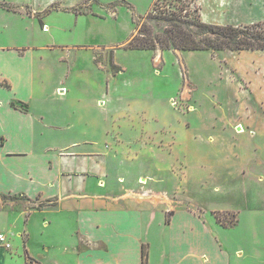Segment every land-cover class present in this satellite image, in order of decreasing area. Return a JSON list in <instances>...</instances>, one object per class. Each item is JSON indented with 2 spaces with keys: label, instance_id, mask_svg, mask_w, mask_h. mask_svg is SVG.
<instances>
[{
  "label": "rangeland",
  "instance_id": "1",
  "mask_svg": "<svg viewBox=\"0 0 264 264\" xmlns=\"http://www.w3.org/2000/svg\"><path fill=\"white\" fill-rule=\"evenodd\" d=\"M154 1L156 8L187 4L87 0L72 9L88 13L78 24L73 25L68 14L55 12L45 19L51 27L41 19L50 10L36 15L35 58L45 59L42 72H35V100L48 103L53 116H65V121L52 120L58 123L56 137L72 133L79 139L98 138L88 140L87 147L103 150L107 183L120 187L135 181L154 196L165 192L172 207L212 215L220 226L211 230L227 244L239 240L251 225L264 231V207L251 208L246 200L258 175L263 179L257 184H264V155L259 154V144H264V51L182 50L158 44L153 49L126 48L153 11ZM193 4L196 0L188 7ZM9 22L28 37L24 20ZM149 24L153 33H162L165 25L153 20ZM52 40L58 46L38 45ZM236 118L250 124L232 126ZM120 175L123 180L117 179ZM262 187L259 194L264 195ZM17 197L23 198L0 195V202ZM261 235L257 241L245 239L253 252L249 260L264 264V232Z\"/></svg>",
  "mask_w": 264,
  "mask_h": 264
},
{
  "label": "crops",
  "instance_id": "2",
  "mask_svg": "<svg viewBox=\"0 0 264 264\" xmlns=\"http://www.w3.org/2000/svg\"><path fill=\"white\" fill-rule=\"evenodd\" d=\"M86 1L0 0V5L14 6L11 10L0 6V195L23 196L9 203L0 200V230L12 244L9 250L0 248V264H141L143 243L147 264H259L249 260L253 252L245 239L251 236L257 241L264 232L259 225L243 230V238L224 243L211 230L217 224L212 215L201 217L195 209L172 207L165 192L154 196L135 181L120 187L107 183L103 150L87 147L88 140L97 137L53 133L58 123L52 120L65 116L54 117L48 103L35 100V72H42L45 59L35 58V19L48 9L43 24L51 27L45 19L64 12L76 25L88 13L72 9ZM196 2L201 18L208 22L264 20V0ZM53 5L58 8L52 9ZM9 18L24 20L22 29L28 37ZM51 42L38 45L58 46ZM41 92L45 93L43 87ZM236 119L230 121L232 126L240 121L250 124ZM57 139L60 142L54 143ZM259 154L264 155V144H259ZM258 179L261 182L263 175ZM257 183L246 192L251 208L264 207V195L259 194L264 184Z\"/></svg>",
  "mask_w": 264,
  "mask_h": 264
},
{
  "label": "trees",
  "instance_id": "3",
  "mask_svg": "<svg viewBox=\"0 0 264 264\" xmlns=\"http://www.w3.org/2000/svg\"><path fill=\"white\" fill-rule=\"evenodd\" d=\"M193 1L195 0H187V4L182 2L173 9L156 8L157 3L154 1L153 11L137 27V33L130 38L125 47L153 49L158 44L182 50H264V20L249 24L208 22L201 18L198 4H193L192 8L188 7ZM2 6L14 9L11 5ZM150 20L165 23L162 33H153ZM216 213L218 212H213L215 217ZM232 216L236 217L234 212ZM147 256V245L143 243L141 264H147Z\"/></svg>",
  "mask_w": 264,
  "mask_h": 264
},
{
  "label": "built area",
  "instance_id": "4",
  "mask_svg": "<svg viewBox=\"0 0 264 264\" xmlns=\"http://www.w3.org/2000/svg\"><path fill=\"white\" fill-rule=\"evenodd\" d=\"M0 247L10 249L12 247L11 241L6 233L0 230Z\"/></svg>",
  "mask_w": 264,
  "mask_h": 264
}]
</instances>
